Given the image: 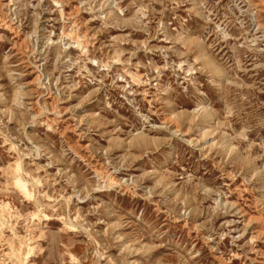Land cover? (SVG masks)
Listing matches in <instances>:
<instances>
[{
  "label": "rangeland",
  "instance_id": "obj_1",
  "mask_svg": "<svg viewBox=\"0 0 264 264\" xmlns=\"http://www.w3.org/2000/svg\"><path fill=\"white\" fill-rule=\"evenodd\" d=\"M0 264H264V0H0Z\"/></svg>",
  "mask_w": 264,
  "mask_h": 264
},
{
  "label": "bare ground",
  "instance_id": "obj_2",
  "mask_svg": "<svg viewBox=\"0 0 264 264\" xmlns=\"http://www.w3.org/2000/svg\"><path fill=\"white\" fill-rule=\"evenodd\" d=\"M206 111H207V110H206ZM206 111H205V112H206ZM205 112H204V114H205ZM15 185H16L17 187H19V188L24 192V194H27V186H26V184H23L22 181L17 180L16 183H15Z\"/></svg>",
  "mask_w": 264,
  "mask_h": 264
}]
</instances>
